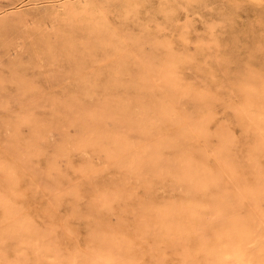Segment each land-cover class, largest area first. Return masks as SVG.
<instances>
[{"label": "clouds", "instance_id": "clouds-1", "mask_svg": "<svg viewBox=\"0 0 264 264\" xmlns=\"http://www.w3.org/2000/svg\"><path fill=\"white\" fill-rule=\"evenodd\" d=\"M0 264H264V0H0Z\"/></svg>", "mask_w": 264, "mask_h": 264}]
</instances>
